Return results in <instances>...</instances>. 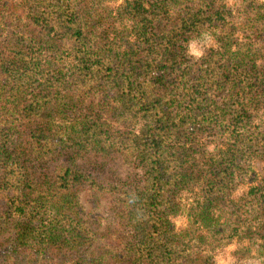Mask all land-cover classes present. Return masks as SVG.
<instances>
[{"label":"trees","instance_id":"1","mask_svg":"<svg viewBox=\"0 0 264 264\" xmlns=\"http://www.w3.org/2000/svg\"><path fill=\"white\" fill-rule=\"evenodd\" d=\"M108 1L0 0L22 28L0 35V264H210L233 239L264 259V174L227 202L264 139V2Z\"/></svg>","mask_w":264,"mask_h":264},{"label":"rangeland","instance_id":"2","mask_svg":"<svg viewBox=\"0 0 264 264\" xmlns=\"http://www.w3.org/2000/svg\"><path fill=\"white\" fill-rule=\"evenodd\" d=\"M124 0H111L104 3L110 10L114 11L119 5L123 3ZM228 4L232 3L233 0H225ZM257 2H264V0H256ZM5 13L0 12V35L2 40L10 37H14L13 35L17 33V35L22 34V28L20 26H15L14 24L9 23L10 18H6ZM114 26V25H113ZM106 29V36L111 38L115 32L112 31V28H105L104 25L100 27V30ZM216 33V30L205 32L200 37L191 39L186 43L187 53L186 56H189L193 60H197L199 56L208 48L215 46V38L213 34ZM45 61L56 62L58 64H64L65 67L72 66V60L69 58H54L47 56L43 57ZM188 86V85H186ZM187 93V89L179 91L176 95V109L179 105H181V101L185 94ZM219 96L210 95V97L219 99ZM253 109H258V118L262 119V113L264 111V102L256 103L253 106ZM247 109V108H246ZM258 120L253 121L251 123V127L256 125ZM254 124V125H253ZM140 130V126L137 127L136 133ZM240 130V129H239ZM242 133V132H240ZM255 143V142H254ZM259 152H253L255 158L251 155V169L254 171V177H251V174H246L244 179L239 180V178H235V183L232 185V189L229 192L228 203L238 204L240 198L248 191V189L252 186H256L262 174H264V139L256 142ZM225 145L221 140H213L211 144L207 145V151L212 155L220 156L222 150H224ZM198 190H189L183 188L181 192L176 196L177 201L179 203L178 212L176 214H171L168 217L175 225L176 231H181L187 225H189L188 221V209L191 203L195 200V197L198 195ZM231 203V204H233ZM103 222V221H100ZM104 226L99 227V231H104ZM246 250L249 251V255L245 256L247 253ZM208 256H210L211 262L210 264H264V259L260 258L257 251L253 246H251L246 241L233 239L228 243H223L220 246L212 247L205 251Z\"/></svg>","mask_w":264,"mask_h":264}]
</instances>
